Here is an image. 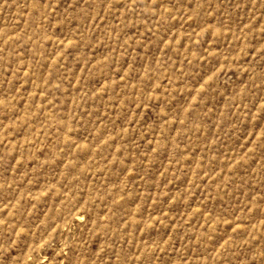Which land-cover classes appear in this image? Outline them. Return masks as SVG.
<instances>
[{
  "label": "rangeland",
  "instance_id": "rangeland-1",
  "mask_svg": "<svg viewBox=\"0 0 264 264\" xmlns=\"http://www.w3.org/2000/svg\"><path fill=\"white\" fill-rule=\"evenodd\" d=\"M0 264H264V0H0Z\"/></svg>",
  "mask_w": 264,
  "mask_h": 264
}]
</instances>
